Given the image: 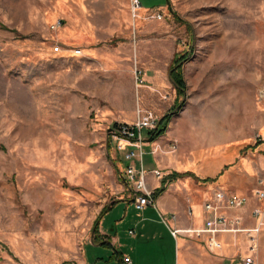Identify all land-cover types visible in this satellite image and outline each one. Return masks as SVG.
I'll use <instances>...</instances> for the list:
<instances>
[{
  "label": "rangeland",
  "instance_id": "374dc122",
  "mask_svg": "<svg viewBox=\"0 0 264 264\" xmlns=\"http://www.w3.org/2000/svg\"><path fill=\"white\" fill-rule=\"evenodd\" d=\"M170 1L134 13L132 0H0V264L77 263L102 209L129 195L111 129L139 109L160 121L178 97L171 79L145 85L148 64L169 76L190 52L182 108L194 127L264 141V0ZM138 213L120 201L100 227L132 242ZM97 244L90 255H113Z\"/></svg>",
  "mask_w": 264,
  "mask_h": 264
},
{
  "label": "crops",
  "instance_id": "0c3cea01",
  "mask_svg": "<svg viewBox=\"0 0 264 264\" xmlns=\"http://www.w3.org/2000/svg\"><path fill=\"white\" fill-rule=\"evenodd\" d=\"M158 66L155 63L147 65L143 71L145 85L152 89H167L171 87V80L167 70ZM176 98L177 95L168 103L166 111L172 108ZM160 112L161 116L165 113ZM190 116L189 109L182 108L171 118L165 133L145 145L144 165L148 166L146 176L150 187L155 191L164 181L166 186L155 196L156 205L142 210L135 207L133 192L127 186L129 195L121 200L129 201L141 211L135 225L129 228L135 233L128 231L133 241L118 234H108L101 226V241L109 240L114 248L113 255L108 251L107 255L98 256L96 247L90 255L86 247L93 242L92 236L84 245L83 256L73 264H124V256L131 257L133 264H244L248 255H254L257 264H264V225L259 233H253L256 236L254 250L251 249L250 233L246 231L215 235L180 231L173 235V229L194 230L206 226L213 212L206 210L205 203L214 199L217 190L247 199L242 207L222 210L240 228L258 225L254 210L264 204L257 194L264 188V141L258 143L250 136L245 143H237L228 135L194 127ZM261 133L264 136V124ZM173 141H176L177 149L166 151ZM146 156H149L147 162ZM155 169L163 171L162 178L154 175ZM173 173L183 175L170 180ZM212 237L220 242L219 247L211 245Z\"/></svg>",
  "mask_w": 264,
  "mask_h": 264
},
{
  "label": "built area",
  "instance_id": "2783aa9c",
  "mask_svg": "<svg viewBox=\"0 0 264 264\" xmlns=\"http://www.w3.org/2000/svg\"><path fill=\"white\" fill-rule=\"evenodd\" d=\"M142 8L141 0H132V9L134 13ZM62 20H59L55 26H61ZM60 46L56 47L58 51ZM81 50H76V53H80ZM137 82L143 83V73L140 69L136 71ZM138 121L135 123L130 122H119L115 125V128L111 129L114 137L121 141L119 144L120 150L126 149V159L130 161V164L126 166L122 174L125 183L131 188L133 192L135 207L139 210L144 209L147 206H155L156 200L154 196V190L151 189L146 182V167L144 165L145 145L149 141V131H154L158 127L159 118L151 110L142 111L138 110ZM257 141L261 140V136H257ZM123 144H125L123 146ZM125 146H129L127 149ZM178 145L176 141L169 144V148L172 151L177 149ZM138 161L139 167H137L134 162ZM154 175L157 178L163 177V172L160 169L153 170ZM259 198L264 203V188L258 190L257 192ZM247 199L245 197L228 195L223 190H217L214 194V199L205 203V208L208 211L213 212V216L206 221V226L202 229H173V235H176L180 231H185L189 233L193 232H207L211 235H215L220 232H239L246 231L250 233L251 239V249L254 250L256 247V236L253 233H259L261 231V226L264 225V204L262 207H258L254 210V215L259 219V224L252 228H240L235 226L233 220H231L225 213L222 212L223 208H235L242 207L246 204ZM134 234V230L129 231ZM211 245L214 247H219L220 242L216 238L212 237ZM124 264H133L131 257L124 256L122 259ZM244 264H257L254 255H248L243 260Z\"/></svg>",
  "mask_w": 264,
  "mask_h": 264
},
{
  "label": "trees",
  "instance_id": "16d2710c",
  "mask_svg": "<svg viewBox=\"0 0 264 264\" xmlns=\"http://www.w3.org/2000/svg\"><path fill=\"white\" fill-rule=\"evenodd\" d=\"M164 3L167 4L170 8H171V1L170 0H164ZM175 17L178 20H181L180 17L173 11ZM191 56L190 52H182L179 54H176L173 62L170 66L169 69V76L170 79L172 80V82L174 83L176 89H177V93H178V97L176 98V102H175V106L172 108L171 111H169L168 113H166L159 121L158 123V127L154 130V131H149L148 135H149V141L153 142L155 141L159 136L163 135L167 129V125L169 123V121L171 120V118L177 114L180 109L183 107L184 105V100L183 98L186 97V90H187V86H186V82L184 79V75H183V66L184 63L187 61V59ZM182 97V100L181 98ZM115 125L117 124L114 123ZM182 173H173L170 177V180H173L179 176H182ZM165 186H166V181H164L163 185L160 188H157L154 191V196H158L159 194H161L164 190H165ZM122 201L121 199L119 200H114L113 202H111L110 204L106 205L101 213L98 215V217L95 219L94 221V226H93V243H100V244H109V240H102V237L100 235V224L102 221L103 216L118 202Z\"/></svg>",
  "mask_w": 264,
  "mask_h": 264
}]
</instances>
